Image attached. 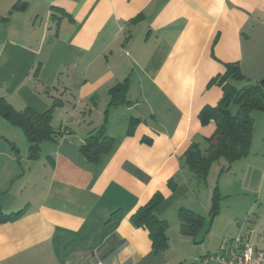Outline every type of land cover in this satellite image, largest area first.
Wrapping results in <instances>:
<instances>
[{
  "label": "crops",
  "instance_id": "0c3cea01",
  "mask_svg": "<svg viewBox=\"0 0 264 264\" xmlns=\"http://www.w3.org/2000/svg\"><path fill=\"white\" fill-rule=\"evenodd\" d=\"M230 63L264 79V0H0V98L36 114L61 102L51 121L61 135L22 173L17 127L0 117V147L15 155L0 151V211H23L0 224V264H217L205 259L237 238L264 253V111L251 114L247 157L214 163L205 185L182 167L215 131L198 116L221 99L208 83ZM124 82L129 105L108 109ZM102 126L114 143L92 164L81 149ZM156 193L163 252L130 220ZM179 209L205 220L193 238L180 234Z\"/></svg>",
  "mask_w": 264,
  "mask_h": 264
},
{
  "label": "trees",
  "instance_id": "16d2710c",
  "mask_svg": "<svg viewBox=\"0 0 264 264\" xmlns=\"http://www.w3.org/2000/svg\"><path fill=\"white\" fill-rule=\"evenodd\" d=\"M22 6L15 5L13 10ZM222 75L216 76L208 83V87L218 86L222 90V97L214 107H204L198 116L202 126L214 123L215 131L206 139L207 147L202 150L197 144H192L182 156V167L188 171L199 185H205L211 166L223 159L227 162V170L234 162L245 158L250 153L254 111H264V79L251 83L242 75L238 64H226ZM231 81L244 82L240 88L231 85ZM127 85H117L109 91L108 109L129 105L127 101ZM61 102L55 100L49 110L43 114H36L26 108L15 111L4 99L0 98V117L10 125L17 127L28 142V159H38L41 144L46 141H57L61 135L51 125L53 114ZM232 108L235 112H232ZM107 115V111L105 112ZM138 121L129 123L127 134L131 135ZM114 140L105 134L104 126L91 131L84 140L82 155L92 164L112 149ZM171 186V182L169 183ZM160 193H156L147 204L140 207L130 218L136 228L147 231L151 247L156 252H163L168 248L166 237L167 223L155 215V209L163 202ZM220 196L214 189L211 199L210 222L219 213ZM23 211L5 215L0 211V224L14 221ZM121 213L116 212L112 218H118ZM178 220L180 234L193 238L204 225V218L188 209H179Z\"/></svg>",
  "mask_w": 264,
  "mask_h": 264
},
{
  "label": "built area",
  "instance_id": "2783aa9c",
  "mask_svg": "<svg viewBox=\"0 0 264 264\" xmlns=\"http://www.w3.org/2000/svg\"><path fill=\"white\" fill-rule=\"evenodd\" d=\"M213 260L217 264H263L264 253L255 252L254 248L242 238L234 240V245L228 249L223 246L219 254L205 259Z\"/></svg>",
  "mask_w": 264,
  "mask_h": 264
},
{
  "label": "rangeland",
  "instance_id": "374dc122",
  "mask_svg": "<svg viewBox=\"0 0 264 264\" xmlns=\"http://www.w3.org/2000/svg\"><path fill=\"white\" fill-rule=\"evenodd\" d=\"M13 130H15L18 134H19V136H20V138H21V141L19 140H16L17 141V146L19 147V150H20V152H21V158H22V162H21V173H22V171L23 170H25V169H27V165H26V159H27V153H28V142L26 141V139H25V137H24V135L22 134V132L17 128H15V129H13ZM3 145H1V147H0V151H1V153H3L2 154V156L1 157H3V158H7L8 156H15V155H13V151H12V148L8 145V144H4V143H2ZM26 151V152H25ZM2 160H5V159H2ZM1 174H3V172L1 173ZM38 191V193L40 192L39 190L40 189H37Z\"/></svg>",
  "mask_w": 264,
  "mask_h": 264
}]
</instances>
